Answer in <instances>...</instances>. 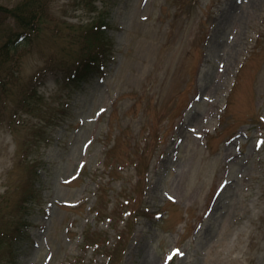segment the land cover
<instances>
[{
	"label": "rangeland",
	"instance_id": "1",
	"mask_svg": "<svg viewBox=\"0 0 264 264\" xmlns=\"http://www.w3.org/2000/svg\"><path fill=\"white\" fill-rule=\"evenodd\" d=\"M0 68V264H264V0H0Z\"/></svg>",
	"mask_w": 264,
	"mask_h": 264
},
{
	"label": "trees",
	"instance_id": "2",
	"mask_svg": "<svg viewBox=\"0 0 264 264\" xmlns=\"http://www.w3.org/2000/svg\"><path fill=\"white\" fill-rule=\"evenodd\" d=\"M28 8H31L30 4L24 3L22 6L18 7L17 10L13 11L12 14L15 18H19V16L25 17L21 19V22L26 30L25 33L28 34L27 36H30L31 33L35 31V22L38 20L39 16L36 14V10H28ZM106 27L107 23L104 22L103 18L98 19L92 25V28L90 29V37L87 39L88 50H86V59L84 60L80 68H78V70L72 76H69L67 85L72 86L77 80H86V76L89 74L90 71L94 69L98 70L101 62L105 57V53L108 50ZM21 36L25 38L24 35ZM74 75L76 78H73ZM0 83H2L1 80Z\"/></svg>",
	"mask_w": 264,
	"mask_h": 264
},
{
	"label": "snow or ice",
	"instance_id": "3",
	"mask_svg": "<svg viewBox=\"0 0 264 264\" xmlns=\"http://www.w3.org/2000/svg\"><path fill=\"white\" fill-rule=\"evenodd\" d=\"M169 199H172V197H169ZM177 255L179 254V253H176Z\"/></svg>",
	"mask_w": 264,
	"mask_h": 264
}]
</instances>
